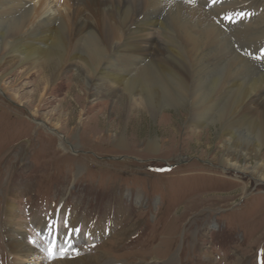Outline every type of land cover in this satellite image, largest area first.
I'll list each match as a JSON object with an SVG mask.
<instances>
[{"label": "rangeland", "instance_id": "rangeland-1", "mask_svg": "<svg viewBox=\"0 0 264 264\" xmlns=\"http://www.w3.org/2000/svg\"><path fill=\"white\" fill-rule=\"evenodd\" d=\"M40 69L0 49V264L13 238L52 247L55 226L100 264H264V145L222 166L221 126L194 134L190 106L131 113L75 69Z\"/></svg>", "mask_w": 264, "mask_h": 264}, {"label": "bare ground", "instance_id": "bare-ground-1", "mask_svg": "<svg viewBox=\"0 0 264 264\" xmlns=\"http://www.w3.org/2000/svg\"><path fill=\"white\" fill-rule=\"evenodd\" d=\"M0 49L5 63L25 72L41 68L57 77L75 69L86 86L114 97L131 113L190 106L194 134L221 126L227 149L222 166L242 171L233 155L258 153L264 145L261 2L0 0ZM8 206L6 229L22 228L14 205ZM44 231L52 247L13 238L9 264L101 263L102 256L74 253L72 230L64 232L65 239L57 226Z\"/></svg>", "mask_w": 264, "mask_h": 264}, {"label": "snow or ice", "instance_id": "snow-or-ice-1", "mask_svg": "<svg viewBox=\"0 0 264 264\" xmlns=\"http://www.w3.org/2000/svg\"><path fill=\"white\" fill-rule=\"evenodd\" d=\"M213 2H215V0H213Z\"/></svg>", "mask_w": 264, "mask_h": 264}]
</instances>
